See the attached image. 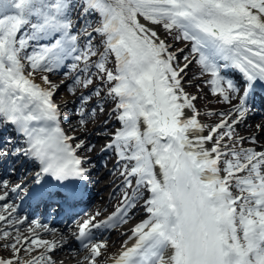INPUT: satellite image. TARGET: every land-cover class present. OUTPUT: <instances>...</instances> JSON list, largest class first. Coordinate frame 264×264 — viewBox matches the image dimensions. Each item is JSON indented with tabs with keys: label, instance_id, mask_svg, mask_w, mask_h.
<instances>
[{
	"label": "snow or ice",
	"instance_id": "snow-or-ice-1",
	"mask_svg": "<svg viewBox=\"0 0 264 264\" xmlns=\"http://www.w3.org/2000/svg\"><path fill=\"white\" fill-rule=\"evenodd\" d=\"M169 36L188 54L173 50ZM69 60V93L90 89L78 97L81 130L89 102L93 118L114 105L108 115L120 126L102 150L122 162L126 189L105 220L97 222V212L78 224L87 264H264V146L242 147L235 130L264 90V0H0V132L11 128L22 141L4 137L12 147H0V157L36 166L32 187L11 193L38 204L75 201L73 181L89 172L79 152L94 145L61 126L59 86L49 78ZM193 62L228 110L197 107L185 86ZM211 117L219 120L204 122ZM0 189V222L13 226L0 230L11 250L0 264H56L59 241L37 229L55 230L32 221L29 235L20 233L8 181L0 179ZM140 201L146 218L122 233L128 238L115 253L107 241L93 242L94 229L126 224Z\"/></svg>",
	"mask_w": 264,
	"mask_h": 264
},
{
	"label": "bare ground",
	"instance_id": "bare-ground-1",
	"mask_svg": "<svg viewBox=\"0 0 264 264\" xmlns=\"http://www.w3.org/2000/svg\"><path fill=\"white\" fill-rule=\"evenodd\" d=\"M93 20H95V18H93ZM158 31H160L161 35L163 36L164 33L161 29H158ZM184 42L182 41H176L174 44L176 45V49L178 48H181V45L183 44ZM68 62V61H67ZM66 62V63H67ZM187 71V75H186V79L190 78L192 75H190V67L186 70ZM67 72V70H65V67L61 68V69H58L56 72L54 73H51L49 78L53 81V83L56 82V76H59V75H62L63 73ZM36 80H37V77H36ZM207 80V79H206ZM202 81V82H199V84H205V81ZM37 82H39V80H37ZM71 82V80H68L66 82H64L63 84H61L60 88H59V91L60 90H64L65 87H67V85ZM206 85V84H205ZM96 86H99V84H97ZM186 91L187 92H190V90H192L194 87H195V84L194 85H186ZM68 88V87H67ZM57 91V93L59 92ZM88 91H90V89H87L86 91H84V88H79L76 92V95H72L68 92V95L69 96H73V101L70 99L69 101L67 102H64V103H61V108L62 109H69L71 106L74 114L71 115V117H74L72 119H75L76 116H79V113L77 111V109H79L81 107V103L80 101L78 100V97L80 96L81 93H87ZM199 98L197 99L196 101V105L197 107L200 109V110H204L205 112L206 111H209L211 110V108L213 107H216V104L215 102H217V99L214 101H211V102H204L202 103V100L200 98L199 95H197ZM95 106V99H93L91 102H89L85 108V112H86V118L88 119V123L86 125V127L81 130V127L79 126V123H78V120H73V121H69L67 120V123L69 126H74V125H78L79 127V131L80 133L84 134L85 137H87V144H90V145H94L93 149L91 152H88L86 149L85 150H82V151H86V157L87 158H92V153H94L95 155L93 157H95V159H99L100 161V168H101V165H108L110 163V160H109V156L110 155H114L115 158H117L115 152L111 149L109 150H102L104 149L105 145L102 147V148H99L97 149V146L100 145L103 141H109V138H110V135H111V132H113L116 128H118L120 125L115 121V117H111L109 118V112H111L112 110V104L109 103L107 105H105V111L103 113L97 111L95 117H87V112L88 110H90L92 107ZM229 108V105L225 104V103H222L220 105L217 106L216 108V112H222V111H226L228 110ZM77 113V114H76ZM208 121V123H212V122H216L219 120V117H211L209 119H205ZM105 121H107V123H105ZM110 121V123L108 122ZM257 125H260V128H257ZM256 129H260L259 130V134L256 136L257 138V144L256 145H253V143L251 142L249 138V136H246L248 135L247 133L251 132V131H255ZM69 130V129H68ZM236 133L237 134H240V133H243L245 135V142L243 143V145H246L247 147H257V150H259V146H264V115L261 116V117H258V116H254L252 118H246L242 123H240L237 127H236ZM101 133V132H104L102 133V136L101 135H98V136H94L92 137L91 135L93 133ZM90 134V135H89ZM251 137V136H250ZM2 137H0V144L2 142ZM246 147V148H247ZM94 151V152H93ZM22 157H16V156H11V157H8L5 159V161H8V165L11 164V162L14 160V159H21ZM19 161V160H18ZM20 162V165L17 166V169H18V172L19 174H22L23 173V165L21 164V161ZM3 165V164H2ZM99 167V163H97L96 165V169ZM114 168L118 169V170H122V162L120 164H118L117 162L113 164V168L111 167V172H113ZM8 180H11L10 183L14 182V181H19V178L18 179H11V178H7ZM112 178L107 181L106 179L102 180L101 178L97 179V182H96V185H95V191H94V196L87 202L85 208H83V212L84 211H89V213H94V211L96 210V207L95 206H98L100 201H102L103 197L101 198V196H99L101 190L107 186H112L113 189L111 191V198H112V201H109L108 203H101L99 206L102 208L100 211H104L105 209L107 208H111L112 204H113V201L116 200L119 196V194L126 190L125 188H123L121 185H122V182L124 180V177L122 179V181L120 182H117V179H116V182L113 181L112 182ZM22 184V183H21ZM12 185V184H11ZM15 194L13 193H9V198H8V202H11L14 198H15ZM1 203V201H0ZM143 201H140L138 204H137V207L136 208H133L130 212H129V215L127 217V223H121L120 226L118 227H115V228H112L110 230H108L106 233H105V239L102 240V241H107V244H108V254L111 252V253H115L120 247H121V244L123 243V241L127 240L128 236L127 235H122V233H128L130 234V229L134 227V225H136L137 223H139L142 219H145L146 218V214L143 210V208L141 207ZM39 207H41V209L44 207V204L41 203L39 204ZM4 212V209L0 208V213H3ZM15 216H19L18 213H14L13 214V217ZM103 219V218H102ZM4 224V229H7V230H12V225L8 224V223H4V222H1L0 224ZM16 228L19 229V232L20 233H23L24 235H29V228L30 227H35L33 224H32V221H27V222H23L21 223L20 225H15ZM3 229V230H4ZM100 229H97L95 230L96 232H98ZM37 231H39V229H37ZM13 235H16L15 232L12 233ZM54 236L53 235H49V236H44V233H42V238L45 239V240H49V241H53L52 240V237ZM1 244L4 243V242H0ZM3 250L2 247H0V250ZM84 253V252H83ZM87 250L85 251V256H87ZM74 254L72 252L68 253V254H64L62 256H56L53 258L54 261H56V264H62L63 261L67 262L68 260L71 261V263H74L76 262V259L73 258Z\"/></svg>",
	"mask_w": 264,
	"mask_h": 264
},
{
	"label": "rangeland",
	"instance_id": "rangeland-1",
	"mask_svg": "<svg viewBox=\"0 0 264 264\" xmlns=\"http://www.w3.org/2000/svg\"><path fill=\"white\" fill-rule=\"evenodd\" d=\"M94 21V20H93ZM89 31H91V29H89ZM168 42L169 43H172L173 45H174V48H173V50H176V45L174 44L176 41H174L173 39H172V37L171 36H169L168 37ZM181 48H185V52H184V55H187L188 54V49H187V47H186V44H185V42L181 45ZM71 63H73V61L72 62H69V63H67L66 64V66H67V68H68V71L67 72H65L64 74H63V76H59V77H56V82L54 83V84H56V85H61L62 83H64V82H66L67 80H70V79H72V77L75 75V73H73V72H71V70H70V65H71ZM181 63H183V60H182V57H181ZM190 75H192L190 78H188V79H186L185 80V84L186 85H194L195 84V87L192 89V90H190V94H193V95H199L200 96V98H201V100H202V103H204V102H211V101H214L215 102V100L217 99L215 96H213L212 94H211V92H210V88H209V86L208 85H205V84H199V82H202V81H204V80H206V79H208V77L205 75V76H201V74H200V69H199V66L195 63V62H193V64H191L190 66ZM66 73H67V75H66ZM36 75H37V80H39L40 79V75H41V73H36ZM190 82V83H189ZM97 84H99V81H96V85ZM87 89H84V91H86ZM69 91H68V89L67 88H65L64 90H60V95H59V97L61 98V99H63L64 97H66V94L68 93ZM72 99L74 98V97H72V96H70ZM61 102H63V100H61ZM215 104H216V107H213V108H211V110L212 111H214V110H216V108H217V106L218 105H220V104H222V103H218V102H215ZM114 106V105H113ZM200 111H202V112H205L204 110H200ZM210 111V110H209ZM77 114V113H76ZM79 117L78 116H76V118L75 119H73V120H77ZM109 123H110V121H108ZM205 123H208V121L207 120H205L204 121ZM77 127V126H76ZM76 131H78V132H80L79 131V128L77 127V129H75ZM76 131H73L74 133L73 134H76ZM102 133H104V132H101V133H93L91 136L92 137H94V136H98V135H101L102 136ZM253 133H257V131H255L254 132V130L253 131H251V132H249V133H247L248 134V136H250V135H252ZM80 134V133H79ZM82 134V133H81ZM90 135V134H89ZM238 136H241V137H245V135L243 134V133H240V134H237ZM85 135L84 134H82V136H81V138L80 139H85L86 140V138L84 137ZM105 143H107V141H103L100 145H98L97 146V149H99V148H102L104 145H105ZM242 147H247L246 145H241ZM109 168H110V166L109 165H107L106 167H104L102 170H104L103 171V173L106 171V170H109ZM112 177V175H110L109 176V178H111ZM123 195L124 194H122L121 195V197H120V199L119 200H117L116 202H115V204L117 205V204H119L120 202H121V199L123 198ZM6 250V249H5ZM5 250H2L1 249V251H0V255L1 256H8V253H6V254H4L3 253V251H5ZM5 252H7V250L5 251ZM112 253H109V255H111Z\"/></svg>",
	"mask_w": 264,
	"mask_h": 264
}]
</instances>
